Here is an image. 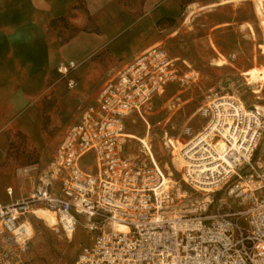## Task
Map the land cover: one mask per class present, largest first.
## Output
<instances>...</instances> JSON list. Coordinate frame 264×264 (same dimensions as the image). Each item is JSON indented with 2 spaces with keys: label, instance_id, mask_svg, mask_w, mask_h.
<instances>
[{
  "label": "built area",
  "instance_id": "obj_1",
  "mask_svg": "<svg viewBox=\"0 0 264 264\" xmlns=\"http://www.w3.org/2000/svg\"><path fill=\"white\" fill-rule=\"evenodd\" d=\"M75 66L63 62L57 72L67 77ZM194 80L160 43L108 78L66 129L47 171L28 195L0 203V262L22 261L33 237L27 215L41 205L55 213L59 222L53 227L67 237L79 226L87 231L72 264H264V147L258 149L264 117L255 109L237 100L228 104L215 91L198 110L206 120L201 130L183 126L185 145L208 129L210 143L223 137L227 144L231 164L201 174L203 182L183 169L184 183L207 199L164 184V170L150 154L149 142V148L141 144L140 155L124 151V119L135 112L143 118L142 110L170 84ZM74 85L70 78L68 86ZM89 154L93 164L87 169L82 159ZM208 186L212 191L202 190ZM115 224L129 231H117Z\"/></svg>",
  "mask_w": 264,
  "mask_h": 264
},
{
  "label": "rangeland",
  "instance_id": "obj_2",
  "mask_svg": "<svg viewBox=\"0 0 264 264\" xmlns=\"http://www.w3.org/2000/svg\"><path fill=\"white\" fill-rule=\"evenodd\" d=\"M117 1L118 15L122 22L119 26L113 27L114 35L121 33L126 25L132 24L143 15L142 0ZM185 2L186 0H182V12L177 18L157 22L146 39H150V44L164 45L170 57L176 58L182 71L188 70V68L193 69L196 72V78L194 82L184 86H179L176 83L170 84L162 94L154 97L152 102L142 110L143 118L135 112L124 119L123 131L136 136L132 137L133 139L125 138L124 151L127 155H140L141 143L137 139L144 136L148 129V142L151 145V150L164 172L172 173L169 177L174 182L171 184H176L175 187L187 190L192 197L203 199L202 192L197 193L184 183L182 179L184 168H179L172 159L178 155L177 153H180V146L188 139L187 135L181 134L182 128L187 124L192 127L194 132L201 130L206 120L200 117L198 110L205 104L208 95L215 91L221 95L234 96L247 108L255 109V106L259 105L264 109V85L247 84L249 70H264V51L261 49V44H264V34L260 28L261 16L257 14L256 8V20L252 26L248 25L250 36L246 33L244 38L237 39L238 33L234 30H222L214 27L218 21L229 16L230 10L200 11L193 17L194 8L185 10L186 8L183 6ZM76 6V10L62 20L52 21L48 28V51L54 59L50 60L48 68L50 89L43 122L47 134L45 149L42 154H39L32 145L31 148L28 147L30 144L27 145L26 139L16 133L10 135L9 138L8 161L12 160L13 163L21 167H24L28 161L39 163L37 168L29 171L32 178L30 180L26 177V183L22 186L21 193L18 192L16 196L19 199L21 195H28L31 184L38 183V177L45 173L63 132L77 121L81 111L93 101L102 84L134 59H119L110 53L108 46L95 51L85 61L86 65L96 74L94 86L76 93L82 103L70 114L66 107H60L61 95L71 91L67 88V80L61 78L57 73V65L63 61L60 59L63 51L62 46H66L73 33L92 28L95 22L92 18H88L84 11L86 5L84 6L82 1L78 2ZM245 13L250 14L249 5L242 7L241 16ZM250 27L253 28L254 34L250 31ZM211 43L215 45L217 51ZM233 53L236 54L234 59L231 57ZM219 57L226 60L225 65L217 66L215 64ZM59 86L63 87L64 91H60ZM166 137H170L173 146L179 148L177 150L172 146L171 149L167 148L164 143ZM263 147L264 133L258 149L261 150ZM171 150L174 157H172ZM82 161L87 169L93 164L91 154ZM27 218L34 227V234L28 241L25 251L22 252V261L17 263L11 259L10 262L2 261L0 264H72L88 239L87 231L81 226L69 239L61 229L54 230L53 226H49L44 220L31 213L27 215Z\"/></svg>",
  "mask_w": 264,
  "mask_h": 264
},
{
  "label": "crops",
  "instance_id": "obj_3",
  "mask_svg": "<svg viewBox=\"0 0 264 264\" xmlns=\"http://www.w3.org/2000/svg\"><path fill=\"white\" fill-rule=\"evenodd\" d=\"M80 1L86 5L84 11L88 18L95 22L92 28L73 33L66 46H62L60 59L63 61L58 65L69 61L76 64L67 77L57 72L61 78L67 80V88L71 90L59 99L60 107H66L69 114L82 103L76 93L94 86L96 74L85 63L91 54L108 46L113 56L131 60L152 45L146 36L157 22L177 18L182 12V0H142L143 15L132 24H125V29L114 35L113 27L122 22L118 15L117 0H0L1 204L13 203L19 199L16 196L18 192L21 193L26 177L30 180L32 178L29 171L37 168L39 164L28 161L21 167L12 160L8 161L10 135L16 133L26 139L27 145L30 144L28 147L33 146L39 154L45 149L47 134L43 122L50 89L48 68L50 60L54 59L48 51V28L52 21L62 20L76 10ZM246 5L250 6V14L241 16L242 7ZM183 6L185 10L194 8L193 17L200 11L230 10L229 16L218 21L214 27L234 30L238 33L237 39L244 38L246 33L249 34L248 25L252 26L256 20L253 0H186ZM112 10L115 13H112ZM70 78L75 82L73 87L68 86ZM58 89L64 91L63 87L59 86ZM79 117L80 114L77 121ZM41 176L42 174L38 178ZM34 184H31V188ZM9 190L11 194H8ZM22 197L25 196L21 195L20 198Z\"/></svg>",
  "mask_w": 264,
  "mask_h": 264
},
{
  "label": "bare ground",
  "instance_id": "obj_4",
  "mask_svg": "<svg viewBox=\"0 0 264 264\" xmlns=\"http://www.w3.org/2000/svg\"><path fill=\"white\" fill-rule=\"evenodd\" d=\"M253 1H255V8H256L257 14L259 16H261L260 17V20H261L260 21V23H261L260 28H262L261 32L264 34V0H253ZM250 29H251L252 33L254 34L253 28L250 27ZM211 45L217 51L215 45L213 43H211ZM261 49H262V51H264V44H261ZM183 62L186 65H188V63H186L185 61H183ZM225 63H226V60L223 57H219L215 61V64L217 66L225 65ZM183 72L186 73L187 77H191L193 75V78H196V75H195L196 72L193 71V69L188 68V70H185ZM247 84H249V85H257V84L261 85V84H263L264 85V70H261V71H257L256 69L250 70L247 73ZM232 100L239 101L238 99H236L232 95H224V97H223V101H225L228 104H232L233 103ZM239 103H238L239 105H243L242 102L239 101ZM254 114H256V115L259 114V115L264 116V109L261 106L257 105V106H255ZM122 136H124L125 138L136 137L135 135L128 134L124 131L122 133ZM211 136H212V132H211V130L208 129L206 132H203L200 137H197L188 145H185L186 143H184L183 145L180 146V148L177 146L174 147L172 142L170 141V137H166L165 144L167 147L171 148V146H172L175 148V150H177V148L180 149L179 150L180 153H177L178 155H175V157L173 158V162L176 163L179 168L180 167L185 168V169L187 168L186 171L189 173V175L193 179H196L197 182H203L204 181L201 178V174H204L206 171L209 172V170L210 171L218 170L217 166H219V165L222 167H226V164H228V165L231 164V162L228 160V158L225 155V152L227 151V144L224 141L223 137L219 138L215 144H212V143H210V141L208 139V137H211ZM137 140L141 144H143L147 148H149V144H148L149 130L146 129V134ZM232 144H233V148L237 150L238 144L235 143V139L233 140ZM207 151H208V153H206ZM149 152L152 155L154 161L157 163V160L155 158L153 151L150 149ZM206 154L208 156H205ZM158 169L160 170L161 173L163 172L159 168V166H158ZM171 174H172L171 172H169L168 174H165L163 172L164 184L174 182L169 177ZM197 185H199V184H197ZM201 188H204V187L201 186ZM202 190H206V191L210 192V191H212V188L208 186V187H206V189H202ZM204 195H206V194H204ZM204 198L207 199L208 197L205 196ZM31 214L34 215L35 217L39 218V219L44 220L49 226L57 225L59 222L55 216V213L53 211L49 210L48 208H45V207H33ZM114 228L117 231H121V232H128L129 231V228L124 224H115ZM31 233L34 234L33 226H31ZM68 235H70V234H68Z\"/></svg>",
  "mask_w": 264,
  "mask_h": 264
}]
</instances>
